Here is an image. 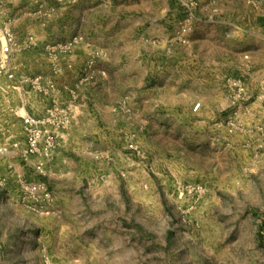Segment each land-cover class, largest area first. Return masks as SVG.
I'll use <instances>...</instances> for the list:
<instances>
[{
	"label": "rangeland",
	"instance_id": "374dc122",
	"mask_svg": "<svg viewBox=\"0 0 264 264\" xmlns=\"http://www.w3.org/2000/svg\"><path fill=\"white\" fill-rule=\"evenodd\" d=\"M177 1L171 11L182 21ZM186 1L194 3V18L186 20L192 27L188 43L197 7ZM175 25V39L183 44ZM239 30L227 31L240 52L236 62H250L251 46ZM13 35V52L0 74V264H264L263 80L249 82L235 69L220 90L212 131H196L195 119L187 118L186 126L148 132L152 121L120 102L119 117L102 118V128L118 131L119 163L108 166L102 159L95 176H65L56 183L58 193L49 188L50 201L34 204L21 197V181L47 186V175L21 155L22 116L36 95L51 96L46 87L55 83L57 64H66L73 51L56 48L73 39ZM83 45L93 47L83 38L75 48ZM36 77L47 92L26 82ZM192 93L188 109L196 103ZM193 186L202 187L199 197L190 192Z\"/></svg>",
	"mask_w": 264,
	"mask_h": 264
},
{
	"label": "crops",
	"instance_id": "0c3cea01",
	"mask_svg": "<svg viewBox=\"0 0 264 264\" xmlns=\"http://www.w3.org/2000/svg\"><path fill=\"white\" fill-rule=\"evenodd\" d=\"M240 1L195 0L197 23L185 45L175 39V22L180 19L171 10L177 0L0 1V26L17 37L80 36L93 43L90 48H74L66 64H57L51 96L38 94L33 109H24L43 115L56 104L71 119L53 159L44 163L48 188L58 193L56 183L65 176L101 173L95 168L102 167V159L108 166L119 163L118 131L102 128V118L119 117L120 102H129L135 117L152 121L148 132L154 126H186L187 118L195 119L191 126L196 131H212L220 90L235 69L249 82L264 81V27L259 22L264 5L243 0L250 8L245 10L238 6ZM234 27L251 46L250 62H236L240 52L227 33ZM92 56L93 72L86 75ZM188 90L196 101L189 109ZM195 105L200 107L196 111ZM36 160L26 165L35 167Z\"/></svg>",
	"mask_w": 264,
	"mask_h": 264
},
{
	"label": "built area",
	"instance_id": "2783aa9c",
	"mask_svg": "<svg viewBox=\"0 0 264 264\" xmlns=\"http://www.w3.org/2000/svg\"><path fill=\"white\" fill-rule=\"evenodd\" d=\"M3 1V0H0ZM64 1V0H58ZM179 8L181 9V15L183 20L178 21L179 30L177 38L183 44L187 43L186 36L192 32V27L186 24V20L194 18V3L186 0L179 1ZM189 17V18H188ZM186 18V19H185ZM1 27V26H0ZM72 41L69 46H58L56 51L71 52L75 46L82 42V37H72ZM15 45L14 35L7 27H1L0 32V74L6 73L5 70L8 65V58L13 52ZM95 65L94 57L89 60L85 70V74L89 75V70H93ZM89 76L84 77V81H88ZM28 84H33L35 88L40 92H47L42 87L43 78L36 77L34 79H27ZM47 90H54L55 85L49 84L46 87ZM239 92H243V88L239 85ZM71 119L67 114L65 108L59 105L53 104L46 110L43 115H36L26 113L22 116V129L25 135V146L21 150L22 157L28 161L31 158L39 160L35 169L40 174L44 173V161H51L54 157V153L58 145L63 140L64 134L69 127ZM14 148H18V144L13 145ZM129 148L136 150L134 144L129 145ZM191 193L194 197H199L202 194L203 189L201 186L191 187ZM184 195V192H180V198ZM21 197L27 199L34 204H41L43 202L50 201L52 193L49 188L43 183H28L21 181Z\"/></svg>",
	"mask_w": 264,
	"mask_h": 264
},
{
	"label": "trees",
	"instance_id": "16d2710c",
	"mask_svg": "<svg viewBox=\"0 0 264 264\" xmlns=\"http://www.w3.org/2000/svg\"><path fill=\"white\" fill-rule=\"evenodd\" d=\"M259 22L264 27V18L260 19ZM262 224H263L262 226L264 227V223H262ZM263 227H262V231H264Z\"/></svg>",
	"mask_w": 264,
	"mask_h": 264
}]
</instances>
